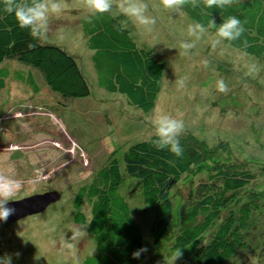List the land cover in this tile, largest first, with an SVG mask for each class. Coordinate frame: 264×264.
<instances>
[{
    "label": "rangeland",
    "instance_id": "1",
    "mask_svg": "<svg viewBox=\"0 0 264 264\" xmlns=\"http://www.w3.org/2000/svg\"><path fill=\"white\" fill-rule=\"evenodd\" d=\"M144 2L149 6L148 15L156 18L151 32L137 28L115 6L110 13L121 17L135 42L164 63L155 107L150 113L142 114L123 96L98 86L92 52L77 23L87 15L80 0H62L64 12L50 19L48 33L41 42L59 46L75 58L89 95L63 99L46 86L35 93L27 85L15 83L0 91V177L18 184L10 201L51 190L60 193V199L45 211L0 223V257L10 255L12 264H81L86 255L93 254L95 243L86 231L90 204L83 197L79 210L85 224L75 222L76 194L91 183L112 155L120 160L132 142L152 136L155 109L163 105L165 113L176 117L171 109L178 103V108L183 109L180 102L190 106L177 116L185 124L181 137L192 134L210 148L217 147L214 154L203 158L204 164L211 167L235 160L246 164L254 174L251 183L237 193L239 200L235 204L236 209L243 203L255 208L250 212L252 223L242 231L247 247L230 264H264V61L233 49L226 41L213 50L210 41L214 35L207 30L189 54L182 56L179 42L194 39L187 34L188 26L194 23L182 10H165L159 0ZM154 41L164 47L156 46ZM205 59L209 61L207 67L201 63ZM252 65L255 69L249 72ZM9 78L13 79L11 72ZM181 79H185L183 88L177 84ZM220 79L229 88L227 94L217 90ZM191 88L193 96L188 94ZM206 170L194 167L173 188L175 223L184 215L195 184L206 176ZM120 190L130 203L147 249L141 264H172L173 231L154 244L150 234L153 213L144 205L138 183L124 178ZM253 191L257 199L251 201L247 197ZM73 228L79 229V236L72 242L74 248H62L61 242L71 237ZM53 240L57 242L55 247L51 245ZM70 255L73 258H66Z\"/></svg>",
    "mask_w": 264,
    "mask_h": 264
},
{
    "label": "trees",
    "instance_id": "2",
    "mask_svg": "<svg viewBox=\"0 0 264 264\" xmlns=\"http://www.w3.org/2000/svg\"><path fill=\"white\" fill-rule=\"evenodd\" d=\"M181 10L192 23H201L213 35L215 28H207L211 19L219 26L229 16H236L245 32L240 39L226 42L233 49L264 61V0H234L225 9L186 5ZM85 16L77 23L92 52L98 86L123 96L127 104L142 114L150 113L159 92L163 61L135 42L121 17L105 13L88 23ZM29 43L36 47L29 49ZM8 62L14 65L9 66ZM10 72L13 79L9 78ZM10 83L27 85L35 93L46 86L63 99L86 97L90 93L71 54L59 46L34 41L0 4V91ZM153 138L132 142L120 160L112 155L91 183L76 194L74 221L85 224L79 207L86 197L91 214L86 231L95 243V252L86 255L81 264H141L145 260L146 251L139 258L132 255L145 246L130 203L120 190L124 178L138 183L142 201L153 213V243L158 244L173 231L170 248L173 253L177 248L183 253L175 264H230L247 247L242 231L252 223L250 212L255 208L243 203L236 209L235 204L239 200L237 193L251 183L254 174L246 164L235 160L228 164L217 162L211 167L204 164L203 158L214 154L217 147L210 148L192 134L180 137L184 154L179 159L167 149L153 147ZM170 160L175 164H169ZM194 167H206V176L196 182L184 215L175 223L172 190ZM256 196L253 191L247 198L254 201ZM207 233L211 234L205 240Z\"/></svg>",
    "mask_w": 264,
    "mask_h": 264
},
{
    "label": "clouds",
    "instance_id": "3",
    "mask_svg": "<svg viewBox=\"0 0 264 264\" xmlns=\"http://www.w3.org/2000/svg\"><path fill=\"white\" fill-rule=\"evenodd\" d=\"M234 0H159V4L173 13H178L184 6L190 5L193 8L203 4L205 8L225 9L233 5ZM83 10L87 13L85 20L92 23L94 18L110 13L115 6L120 14L127 17L137 28L151 32L156 24V18L148 15V4L144 0H80ZM3 5V11L13 15L21 30L27 29L34 41L44 39L49 30L50 19L59 17L64 12L62 0H0ZM207 28H215L214 38L210 41L213 50L224 41H236L241 38L245 28L240 19L236 16H229L217 26L214 19H211ZM206 28L201 23L191 24L187 28V34L192 40H182L179 42L180 55L187 56L191 49L195 47L196 41L200 40L206 32ZM29 49L35 48V43L28 44ZM204 67L209 64L208 60L201 61ZM255 69V65L249 68V72ZM180 88L185 86V79L177 81ZM217 90L227 94L229 88L227 84L220 79L216 84ZM154 137L151 144L157 150L167 149L176 158H181L184 154V148L180 143V137L185 130L183 119L177 118L163 111H157L152 118ZM174 165L175 161H168ZM18 184L14 180H8L0 177V221H7L8 217L15 213V209L9 207V201L15 195ZM79 236V229L73 228L69 239L61 242L62 248L73 249L72 243ZM56 241H51L53 247ZM147 249H140L133 252V258H139L140 254ZM182 251L177 248L172 256L175 261L182 256ZM18 255V254H17ZM0 264H12V257L4 255L0 257Z\"/></svg>",
    "mask_w": 264,
    "mask_h": 264
},
{
    "label": "water",
    "instance_id": "4",
    "mask_svg": "<svg viewBox=\"0 0 264 264\" xmlns=\"http://www.w3.org/2000/svg\"><path fill=\"white\" fill-rule=\"evenodd\" d=\"M59 199L60 193L56 190H51L9 201L8 206L14 208L16 211L13 215L8 217L6 222L0 221V223H11L24 217L41 213L45 211L50 204Z\"/></svg>",
    "mask_w": 264,
    "mask_h": 264
},
{
    "label": "bare ground",
    "instance_id": "5",
    "mask_svg": "<svg viewBox=\"0 0 264 264\" xmlns=\"http://www.w3.org/2000/svg\"><path fill=\"white\" fill-rule=\"evenodd\" d=\"M158 36H160L161 37V35H158ZM163 37V36H162ZM154 44L156 45V46H161V48L162 47H164V46H162V44H159L158 42H156V41H154ZM160 48V49H161ZM193 88H191V90L188 92V94L189 95H192L193 96V90H192ZM167 91L166 90H164L163 91V98H165V96L167 95V93H166ZM169 94L171 95V97H173L172 96V94H171V92L169 91ZM189 97H191V96H189ZM190 101V100H189ZM163 103L165 104V101H163ZM181 103V107L184 109L185 107H187L188 109H189V104H187V103H183V102H180ZM179 104V103H178ZM178 104H177V106H175V107H173L171 110H172V112H174L177 116H181L182 115V113H181V111L183 110V109H179L178 108ZM164 106L163 105H160L157 109H155V111L157 112V111H163L164 112ZM154 113V112H153ZM167 113V112H166ZM180 113V114H179ZM176 116V117H177ZM55 145H57V146H59V143H57V142H55ZM16 147V146H15ZM14 148V147H13ZM17 148V147H16ZM66 258H73L72 257V255H70L69 257H66Z\"/></svg>",
    "mask_w": 264,
    "mask_h": 264
}]
</instances>
